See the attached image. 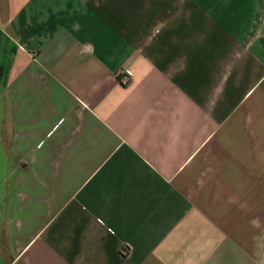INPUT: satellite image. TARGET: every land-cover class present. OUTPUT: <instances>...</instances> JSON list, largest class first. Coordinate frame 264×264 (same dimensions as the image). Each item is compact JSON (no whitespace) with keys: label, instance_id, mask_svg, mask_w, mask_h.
Returning a JSON list of instances; mask_svg holds the SVG:
<instances>
[{"label":"crops","instance_id":"obj_1","mask_svg":"<svg viewBox=\"0 0 264 264\" xmlns=\"http://www.w3.org/2000/svg\"><path fill=\"white\" fill-rule=\"evenodd\" d=\"M0 264H264V0H0Z\"/></svg>","mask_w":264,"mask_h":264},{"label":"built area","instance_id":"obj_2","mask_svg":"<svg viewBox=\"0 0 264 264\" xmlns=\"http://www.w3.org/2000/svg\"><path fill=\"white\" fill-rule=\"evenodd\" d=\"M120 82L124 85L129 84L131 80V72L128 69H122L119 72Z\"/></svg>","mask_w":264,"mask_h":264}]
</instances>
